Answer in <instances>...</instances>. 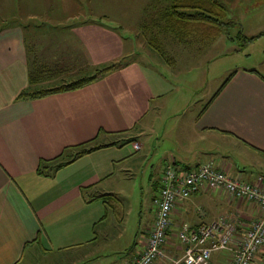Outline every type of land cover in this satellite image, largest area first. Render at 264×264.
I'll return each instance as SVG.
<instances>
[{"label":"crops","instance_id":"crops-1","mask_svg":"<svg viewBox=\"0 0 264 264\" xmlns=\"http://www.w3.org/2000/svg\"><path fill=\"white\" fill-rule=\"evenodd\" d=\"M89 1L91 11L107 7L101 16L118 11L119 0ZM65 2L72 14H57L64 4L49 0L37 15L31 16L27 0H10L19 11H10L8 18H14L9 20L13 24L0 29V264H129L141 252L153 221L152 208L147 228L121 242L114 204L119 201L118 196L98 191V185L112 176L111 169L118 160L128 156L125 144L131 142L133 150L139 149L141 132L137 126L157 96L140 64L130 62L73 91L16 99L34 87L28 83V67L30 59H39L37 35L67 31L91 69L130 54L119 30L108 29L98 21L82 24L86 20L79 19L82 11L76 12L75 7L83 3ZM164 5L167 0H162ZM19 12L23 19L18 18ZM35 16L43 20L35 22L39 23L36 26L24 25ZM65 21L74 23L67 27ZM131 22L138 21H128ZM162 41V46H183L170 44L165 35ZM253 71H233L197 114L193 124L197 148L190 154L197 157V162L189 164L183 147L163 155L162 169L167 163L185 170L191 169L189 165L194 169L211 164L246 182L258 176L264 180V76ZM129 134L130 139L119 141L120 136ZM224 140L242 146L258 159L241 163L229 158L215 146V142ZM80 144L93 151L51 176L40 173V163L52 168L48 164L51 159L60 155L69 159ZM158 182L159 177L155 193ZM110 213L117 215L115 223L109 221ZM233 214H238L246 227L258 213L252 204L230 199L221 192L197 191L176 202L163 247L166 258L154 264H171L170 260L181 256L177 232L182 226L193 229ZM210 264H229V256L225 253Z\"/></svg>","mask_w":264,"mask_h":264},{"label":"rangeland","instance_id":"rangeland-1","mask_svg":"<svg viewBox=\"0 0 264 264\" xmlns=\"http://www.w3.org/2000/svg\"><path fill=\"white\" fill-rule=\"evenodd\" d=\"M48 1L27 0L28 9L31 10L29 15H37ZM59 1L64 6L57 14H64L62 16L72 14L65 0ZM68 1L70 0H67V4ZM79 1L83 5L75 8L76 12L81 9L79 19H85L84 23L97 22L98 17L105 14L106 6L95 12L91 11L89 0ZM151 1L119 0L118 11L116 9V13H107L110 16L114 14L112 16H116V20L110 16L100 20L102 24L112 26L115 31L119 30L125 47L131 49L124 61L140 64L150 79L152 90L154 89L157 94L145 119L137 126V130L141 132L138 137L139 149L135 151L131 142L126 143L125 150L128 156L118 160L111 169L112 176L98 185V191L112 192L118 196L119 201L114 204L119 217L121 242L126 241L128 237L133 239L137 231H144L147 228L150 211L153 208L151 199L156 195L155 187L162 169L163 155L184 147L182 150L189 158V164L197 162V157L192 158L197 148L194 146V120L223 82L236 69H250L264 76V0H218L225 8L227 17L225 20L230 22L227 34H221L214 41L203 44L195 43L181 47L164 45L166 58H161L157 52L151 51L154 49L146 45L151 39L150 31L145 32L140 28L142 22L144 24L151 21L149 17L156 11L155 4L153 5L154 2ZM15 8H18V5L16 7L11 5L10 0H0V28L13 24L14 21L9 20L14 18L8 16ZM92 9L95 10L93 7ZM17 16L20 19L24 18L20 12ZM33 19L24 25L36 26L39 23L35 22L43 20L39 16ZM134 19L138 22L128 23ZM117 20L124 21L121 23ZM70 23L74 22H64L67 27ZM155 38L159 42L162 37ZM35 42L39 53L37 63L65 70L68 73L66 81L71 79V76L77 79L90 74L85 70L90 66L88 67L87 61L78 51L76 41L68 37L67 31L51 36L37 35ZM168 42L171 44V40ZM159 50L162 51V47ZM30 56L33 57L32 53ZM130 136L131 134L122 135L119 141L128 140ZM215 146L223 149V154L227 153L229 158L241 163H250V160L258 159L257 155L242 146H235L233 142L218 141L215 142ZM188 167L193 169L190 165ZM108 217L109 221L115 223L117 215L110 213ZM228 219L239 230L248 229L254 221L243 227L238 214H233ZM219 252L212 253L209 262L226 253ZM252 264H264V245L254 257Z\"/></svg>","mask_w":264,"mask_h":264},{"label":"built area","instance_id":"built-area-1","mask_svg":"<svg viewBox=\"0 0 264 264\" xmlns=\"http://www.w3.org/2000/svg\"><path fill=\"white\" fill-rule=\"evenodd\" d=\"M137 149V146L134 147ZM158 196L152 199L153 221L143 248L129 264H154L166 258L164 245L170 227V215L176 202L186 200L197 191L221 192L228 198L246 201L257 210V217L246 230L237 229L227 217L201 223L177 232L181 256L171 264H208L212 253L227 251L230 264H251L264 242V180L256 177L243 181L223 169L203 164L194 169H180L173 163L164 165L159 176Z\"/></svg>","mask_w":264,"mask_h":264},{"label":"trees","instance_id":"trees-1","mask_svg":"<svg viewBox=\"0 0 264 264\" xmlns=\"http://www.w3.org/2000/svg\"><path fill=\"white\" fill-rule=\"evenodd\" d=\"M151 2H154L153 5L155 4L156 11L150 15L149 19L151 21L145 22L144 24L142 22L140 24V28L145 32L150 31L149 33L151 34V39L146 45L154 49L151 51L157 52L161 58H166L163 50L164 46H162L161 42L162 38L158 42L155 37H162L165 35L167 36L168 41L171 40V43L175 42L183 46H189L195 43L203 44L214 41L219 35L227 34V29L230 25V22L225 20L227 19L225 8L221 3H219L218 0H167V5L164 6H162V0H152ZM98 18L99 19L97 21L100 22V20L102 21L105 19V16H99ZM82 24L85 23L82 22ZM105 26H107L108 29L115 31L112 26ZM61 28L62 27H60V29ZM115 28L117 30L118 26ZM160 47H162V51L159 50ZM124 59L125 57L114 62L98 65L92 69L87 68V71L90 72V74L77 79H74V77L71 76V79L67 81L66 79L68 78V73L65 71L59 70L58 68L40 65L37 63V61L28 59V68L30 72L28 75V83L30 86L33 85L34 87H32V90L28 88V91L20 93L16 99L42 98L51 94L79 89L85 85L100 80L104 76L114 71L122 69L128 63H130V61H124ZM165 61L169 62L167 60ZM262 79L264 80V78ZM85 145L88 146V144ZM75 147L76 148L74 149H76V152L69 159H62V155L51 159L48 164H51L53 166L52 168H47L45 162L40 163V167H42L40 169V173L51 176L56 170L63 167L64 165L93 151V148H86L83 146V144L77 145ZM65 160L68 162L65 163ZM158 191L159 184L157 185V193L152 199L158 196ZM263 245L264 242L257 250L254 257ZM222 252H226V254L229 256L230 264L231 256L229 252ZM253 260L251 261V264ZM210 263L211 262H208V264Z\"/></svg>","mask_w":264,"mask_h":264}]
</instances>
